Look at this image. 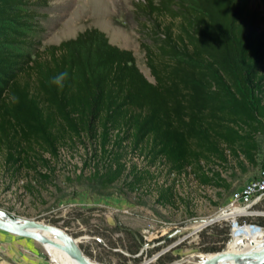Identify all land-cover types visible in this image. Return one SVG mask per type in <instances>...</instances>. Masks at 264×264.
Returning <instances> with one entry per match:
<instances>
[{
    "label": "trees",
    "instance_id": "16d2710c",
    "mask_svg": "<svg viewBox=\"0 0 264 264\" xmlns=\"http://www.w3.org/2000/svg\"><path fill=\"white\" fill-rule=\"evenodd\" d=\"M250 1L134 5L149 82L96 28L40 48L46 0H0L1 162L34 172L62 148H89L107 160L94 176L109 186L128 149L219 187L199 164L230 156L253 165L264 136V0H253L256 10ZM65 72L62 87L52 83Z\"/></svg>",
    "mask_w": 264,
    "mask_h": 264
},
{
    "label": "rangeland",
    "instance_id": "374dc122",
    "mask_svg": "<svg viewBox=\"0 0 264 264\" xmlns=\"http://www.w3.org/2000/svg\"><path fill=\"white\" fill-rule=\"evenodd\" d=\"M46 2L45 16L36 20L42 32L35 38L40 48L96 28L110 44L130 51L138 70L152 82L138 45L145 37L138 35L140 20L133 9L143 0ZM250 7L257 9L253 0ZM256 143L253 165L230 156L225 163L199 164L208 177L217 174L219 187L200 184L191 169L168 173L165 164L150 165L128 149L120 155L122 173L109 186L94 176L107 170V160L89 148H62L34 172L14 173L0 159V212L8 219L63 230L77 241L82 254L98 264H192L190 256L221 253L231 239L233 227L230 234L225 222L194 231L264 168V136H257ZM252 208L256 214L245 222L264 228V199ZM0 264L53 263L43 245L0 231Z\"/></svg>",
    "mask_w": 264,
    "mask_h": 264
},
{
    "label": "water",
    "instance_id": "95a60500",
    "mask_svg": "<svg viewBox=\"0 0 264 264\" xmlns=\"http://www.w3.org/2000/svg\"><path fill=\"white\" fill-rule=\"evenodd\" d=\"M2 217H5V215L0 212V231L13 236L30 239L39 244H49L64 252L67 256L74 257L79 264H92L90 259L80 252L73 239L63 230L38 221L24 219H3ZM37 231L50 234L51 236L55 237L58 242L44 237ZM227 258L236 260L235 263L231 264H262L264 261V246L258 251L244 252L235 255L228 253H217L210 260L204 262L203 264H214Z\"/></svg>",
    "mask_w": 264,
    "mask_h": 264
},
{
    "label": "bare ground",
    "instance_id": "6f19581e",
    "mask_svg": "<svg viewBox=\"0 0 264 264\" xmlns=\"http://www.w3.org/2000/svg\"><path fill=\"white\" fill-rule=\"evenodd\" d=\"M219 215L217 217H214V220L220 219ZM3 219H8L6 216L2 217ZM213 223L212 220L210 222L204 223L202 226L195 228V232H198L199 230L203 229L207 225ZM39 234L43 235L44 237L58 242V240L51 236L50 234H47L45 232L37 231ZM75 244L77 245V241L73 239ZM46 249L47 253L50 256V259L53 264H79L78 261L74 257L67 256L64 252L58 250L57 248L43 243L41 244ZM264 246V228H256V227H249V226H233V231L231 234V239L226 245V248L221 253H228V254H240L244 252H252V251H258ZM215 254H198L193 255L189 257V261L192 264H203L204 262L210 260ZM92 264H98L90 260ZM236 260H233L232 258L223 259L220 262L214 263V264H231L235 263ZM175 264V263H174Z\"/></svg>",
    "mask_w": 264,
    "mask_h": 264
},
{
    "label": "built area",
    "instance_id": "2783aa9c",
    "mask_svg": "<svg viewBox=\"0 0 264 264\" xmlns=\"http://www.w3.org/2000/svg\"><path fill=\"white\" fill-rule=\"evenodd\" d=\"M264 199V168L257 175L247 181L242 187L232 192L227 203L220 208L211 218L213 223L225 222L230 225V234L233 226H249L261 228L257 224L246 223L245 219L254 217L253 206ZM219 215L220 219L213 217Z\"/></svg>",
    "mask_w": 264,
    "mask_h": 264
},
{
    "label": "clouds",
    "instance_id": "9594fccd",
    "mask_svg": "<svg viewBox=\"0 0 264 264\" xmlns=\"http://www.w3.org/2000/svg\"><path fill=\"white\" fill-rule=\"evenodd\" d=\"M67 73H61L58 74L56 77L53 78L52 83L58 85V86H63V81L66 79Z\"/></svg>",
    "mask_w": 264,
    "mask_h": 264
},
{
    "label": "crops",
    "instance_id": "0c3cea01",
    "mask_svg": "<svg viewBox=\"0 0 264 264\" xmlns=\"http://www.w3.org/2000/svg\"><path fill=\"white\" fill-rule=\"evenodd\" d=\"M206 222H210V220H209V221H206ZM206 222H205V223H206ZM194 232H195V231H194Z\"/></svg>",
    "mask_w": 264,
    "mask_h": 264
}]
</instances>
